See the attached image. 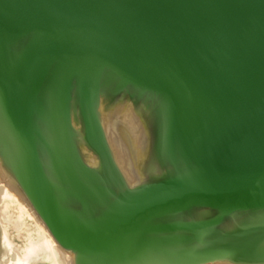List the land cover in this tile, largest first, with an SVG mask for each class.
Segmentation results:
<instances>
[{"label": "water", "instance_id": "water-1", "mask_svg": "<svg viewBox=\"0 0 264 264\" xmlns=\"http://www.w3.org/2000/svg\"><path fill=\"white\" fill-rule=\"evenodd\" d=\"M0 188V264H264V0H0Z\"/></svg>", "mask_w": 264, "mask_h": 264}, {"label": "bare ground", "instance_id": "bare-ground-1", "mask_svg": "<svg viewBox=\"0 0 264 264\" xmlns=\"http://www.w3.org/2000/svg\"><path fill=\"white\" fill-rule=\"evenodd\" d=\"M19 202L12 194H10L7 190H1L0 188V222L3 226V222H6L5 220L8 218L9 221H11V216L7 215L8 214V210L10 208V202L14 203V202ZM4 203H6L4 205ZM3 205V206H2ZM22 207H24L22 204H21ZM6 228V226H5ZM4 228V230H5ZM6 234V231L5 233ZM8 244H10V242L8 241ZM46 244H48L51 248V252H45L44 255H50V256H54V257H58V252H57V249L53 246V243L47 238L46 239ZM41 246L36 244V243H33L32 244V247L30 249V256L26 258L25 262L23 263H29V264H32L35 260H32V254L34 253V255L40 250ZM35 258V257H34ZM9 258H7L8 260ZM21 260L15 262L14 264H20ZM22 264V263H21Z\"/></svg>", "mask_w": 264, "mask_h": 264}, {"label": "rangeland", "instance_id": "rangeland-1", "mask_svg": "<svg viewBox=\"0 0 264 264\" xmlns=\"http://www.w3.org/2000/svg\"><path fill=\"white\" fill-rule=\"evenodd\" d=\"M27 220V219H26ZM29 222H28V227H31L32 229H34V227L35 226H33L34 225V223L33 222H31L30 220H28ZM11 228H12V226H11Z\"/></svg>", "mask_w": 264, "mask_h": 264}]
</instances>
